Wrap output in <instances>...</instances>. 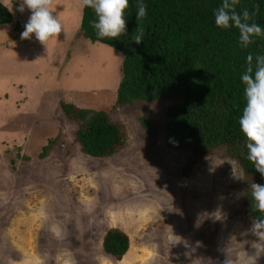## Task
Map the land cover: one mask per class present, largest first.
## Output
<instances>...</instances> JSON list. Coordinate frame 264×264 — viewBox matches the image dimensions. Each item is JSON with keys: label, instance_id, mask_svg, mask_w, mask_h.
I'll use <instances>...</instances> for the list:
<instances>
[{"label": "rangeland", "instance_id": "rangeland-1", "mask_svg": "<svg viewBox=\"0 0 264 264\" xmlns=\"http://www.w3.org/2000/svg\"><path fill=\"white\" fill-rule=\"evenodd\" d=\"M19 2L14 22L0 26V264H245L255 237L241 235L252 220L247 196H237L250 184L240 163L226 148H169L167 110L178 100L116 106L123 55L80 36L81 0H55L66 35L48 52L34 34L21 39L30 12L18 16ZM61 101L108 113L125 146L86 155ZM143 118L156 124L154 138ZM111 229L130 238L122 261L103 252Z\"/></svg>", "mask_w": 264, "mask_h": 264}, {"label": "trees", "instance_id": "trees-1", "mask_svg": "<svg viewBox=\"0 0 264 264\" xmlns=\"http://www.w3.org/2000/svg\"><path fill=\"white\" fill-rule=\"evenodd\" d=\"M136 2L129 0L125 10L129 37L138 27ZM144 3L147 15L140 21L144 29L141 44L128 37L99 40L89 23L96 19L91 8L84 7L80 18V36L123 55L116 106L178 100L167 110L170 149L205 156L211 150L226 148L229 156L240 163L249 183L264 184V177L247 159L246 137L239 127L246 103L241 79L246 57L251 53L255 63L256 55H264V36L253 37V43L242 48L238 29L217 27L214 10L222 0H144ZM244 9L254 13L250 23L264 29V0H239L236 11L242 13ZM13 22V13L0 4V26ZM60 111L67 119L80 123L76 138L86 155L106 159L125 146L123 128L113 123L108 113L80 109L64 101L60 102ZM141 121L148 136L154 138L156 124L145 118ZM57 139L48 141L41 159L48 155ZM246 205L251 220L264 215L252 212L249 197ZM102 246L108 258L122 261L130 251L131 242L123 231L111 229Z\"/></svg>", "mask_w": 264, "mask_h": 264}, {"label": "clouds", "instance_id": "clouds-1", "mask_svg": "<svg viewBox=\"0 0 264 264\" xmlns=\"http://www.w3.org/2000/svg\"><path fill=\"white\" fill-rule=\"evenodd\" d=\"M55 0H20L15 11L23 14L27 9L30 16L24 24L21 39H30L33 34L35 39L45 46L48 52V43L54 37H59L66 31L60 21L59 14L53 10ZM13 11L11 0H0ZM11 4L9 7L8 5ZM239 0H222L221 5L214 10L215 24L219 28L228 29L235 27L239 30V43L242 48H247L253 43V37L264 36V29L256 23H250L252 15L248 9L242 13L236 11ZM81 6L94 10L96 19L89 23L95 30L99 40H118L128 37L135 44H141L144 39V29L140 23L147 15V5L144 0L136 2V18L138 27L129 37L125 10L129 7V0H81ZM259 10V5L256 6ZM15 14V13H13ZM254 57L249 53L246 57V69L241 76L246 100L242 115L239 118V127L246 137L247 159L254 165L261 177H264V55ZM233 178L239 179L233 166ZM238 197L247 196L251 200V210L254 213L264 214V184L251 182L249 188L237 194ZM242 236L255 237L250 242L252 251L246 254L245 264H258L264 256V215H256L251 226ZM224 264H233L227 256Z\"/></svg>", "mask_w": 264, "mask_h": 264}]
</instances>
